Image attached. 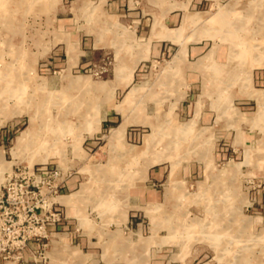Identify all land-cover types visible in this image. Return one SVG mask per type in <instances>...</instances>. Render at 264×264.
Instances as JSON below:
<instances>
[{
	"label": "rangeland",
	"instance_id": "1",
	"mask_svg": "<svg viewBox=\"0 0 264 264\" xmlns=\"http://www.w3.org/2000/svg\"><path fill=\"white\" fill-rule=\"evenodd\" d=\"M104 1L78 11V0H29V9L18 5L9 18L0 15V153L10 166L0 172V264L89 262L87 249L71 238L58 246L52 216L29 212V205L46 200L52 180L46 179L37 198L15 189L8 199L7 188L32 185L29 169L45 166L61 171L60 196L68 181L74 191L90 183L82 201L73 204L76 217L69 218L80 217L85 232L95 233L90 237L97 255L108 251L113 216L127 215L118 247L126 263L154 264L158 256L167 264L183 250L199 256L197 264H264V128L252 120L261 104L251 96L264 91V27L246 26L239 35L238 24H226L227 18L226 25H209L207 18L218 16L231 0L211 1L194 11L209 12L206 18L189 15L195 20L184 18L185 27H176L181 31L176 43L202 42L205 53L213 43L215 54L229 51L230 58L216 62L207 56L204 70L198 66L203 55H186L174 69L179 48L150 52L153 37L141 31L151 28L147 18L137 24L129 10L108 14ZM247 1L264 7V0ZM241 12L237 17L248 16ZM179 14L185 15L183 9ZM156 15L155 28L162 31L163 13ZM255 23L264 26L263 19ZM233 43L238 52L246 51L247 62L231 56ZM227 73L235 79L226 80ZM190 74L198 79L194 97L185 96ZM71 79L78 80L77 87L70 88ZM30 117L35 134L16 158V139ZM125 122L124 132L112 140ZM46 155V161L31 162ZM154 172L160 180L152 178ZM146 189L156 195L142 194ZM49 202L63 219L59 197ZM129 218L141 227L131 230ZM43 227L48 238H42ZM154 234L157 251L149 241Z\"/></svg>",
	"mask_w": 264,
	"mask_h": 264
},
{
	"label": "crops",
	"instance_id": "2",
	"mask_svg": "<svg viewBox=\"0 0 264 264\" xmlns=\"http://www.w3.org/2000/svg\"><path fill=\"white\" fill-rule=\"evenodd\" d=\"M63 1V0H62ZM81 1V7L79 6L81 11L82 8H87L89 6H91L95 0H78ZM134 0H105V5H106V10L109 13H121L122 11H127L129 10L130 15L135 18V22L137 24H140L141 22H145L146 24H151V28L149 29L148 27H142L141 31H142V36L146 37H153V40L150 44V52H155V54L159 55L160 53H162L164 50H166V47L168 45H170V48L173 47H177L179 48V54L183 51V55L186 56L188 55L189 58H193V57H200L201 55H203V58L201 60V63L198 66L203 65L204 66V70H206L208 68V66L205 63V60L210 57V60H215L217 62V59H224L225 58H230V53L229 51L227 52V55H225L224 50H221L219 52H217L215 54L216 49L213 46L212 43V48L210 50H208L205 53L206 46H202V42H195V43H187V42H183V44H177L176 42H178V36H179V32L180 31V27L176 28L179 24L180 26H184L183 24L184 22V18H186L188 15H200L203 14L204 17L206 18V16L209 14V12H204V11H200V12H194L196 10H198L199 8L202 7H207L209 6V2L211 1H215V0H181L180 2H176L175 0H161V4H157L154 3L152 0H146V2H144L143 0H141V4L139 6H134L133 3ZM160 1V0H159ZM247 0H243L241 3V0H231L229 2V4L227 5V7L225 8V10H223L222 13L218 14V16H215L213 18H207L209 21H207V19L205 21H207V23L210 25V23L214 24V21L216 22V24H221L224 25L225 24V20L227 18V22L226 24H228L230 22V20H234L235 23L233 22L234 25L238 24V27L236 29H238V31L240 32L239 35H241L242 31L247 30L246 26H249L248 29L249 31H253L254 29H258L262 26V24L260 25H256L257 23H255L256 21H262V19L264 20V7L261 8L262 10H260L259 8H256V4L253 3L252 1H247ZM132 9V10H131ZM184 11L185 15H180L179 13L182 11ZM189 12H188V10ZM246 11L245 13L248 14V16L246 15L244 18H240L237 17L238 15L240 16L241 11ZM155 11H158L157 13H155ZM191 11V12H190ZM262 11V12H261ZM230 12V16L228 18V13ZM260 12L262 13V16H260ZM143 13V14H142ZM162 14L163 13V23H160L161 29L162 31H157V29L155 28L156 21L157 20V15L156 14ZM189 13V14H187ZM225 13V14H224ZM224 14V15H223ZM232 15V16H231ZM186 16V17H185ZM222 16V17H221ZM147 18L144 19L143 21H141V18ZM262 18V19H259ZM238 19V20H237ZM223 20V22H221ZM204 21V22H205ZM229 21V22H228ZM185 23V22H184ZM195 24V23H194ZM193 24V25H194ZM225 24V25H226ZM172 28V29H171ZM174 28V29H173ZM149 30V31H148ZM177 30L174 34L173 31ZM169 33V34H168ZM165 36L166 38L162 39V36ZM206 35V34H205ZM212 33H211V37H212ZM160 37V38H157ZM209 36L208 39L211 38ZM242 38V36H241ZM239 36V39H241ZM212 39V38H211ZM212 41V40H211ZM165 44V45H164ZM236 44V43H235ZM241 44V43H240ZM152 45V47H151ZM181 45V46H180ZM184 48V50H183ZM185 52V53H184ZM214 53V54H213ZM215 55V56H214ZM208 56V57H207ZM214 56V57H212ZM247 56V55H246ZM246 56L243 57H239L237 62H247L248 60H246ZM260 59V58H259ZM254 60H258V58H255ZM187 67L188 63H185ZM227 72V71H226ZM226 80H233L235 79V75H233V73H227L224 75ZM259 80L263 78V76L258 75ZM198 79L196 75H192L190 74L188 76V84L190 86V89L187 93V91L185 92V96L188 97H194L196 91L199 88L198 85ZM261 82H264L263 80ZM192 91V94H191ZM251 96H254L253 99L257 100L260 102L261 104V110L263 109V111L259 110V114L256 113L257 115H255V117L252 120H255V127L257 128L258 126H260V128H264V91H252ZM227 111H230V109L228 108ZM229 113V112H228ZM230 114V113H229ZM108 114H105V118ZM102 117V115H101ZM229 117V116H228ZM101 121V120H100ZM241 121V119H240ZM230 125H233L230 119L229 122ZM230 125H226V130H230ZM228 126V127H227ZM230 134H226L225 138H230ZM243 135L241 134V137ZM244 137V136H243ZM1 139L4 140V137H0V141ZM250 160H248L249 162ZM159 173H153L151 174L152 178H155L156 180H160L161 174L158 175ZM72 180L66 182V184L63 187V191L60 197H69L72 196L74 194H77L78 192H80L81 188L77 191H74L75 188H72L73 186L71 185ZM155 189H150L149 191L143 190L141 191L142 194H147L148 196H150V194L156 195L154 192ZM74 191V192H73ZM79 194V193H78ZM59 197V198H60ZM83 199V197H82ZM81 199V201H82ZM79 201V203L81 202ZM58 210L61 211V213L64 214L63 216V220L61 223H58L57 225H55L54 227H52V237H55L56 239V243L59 245L60 241L62 242L66 237L67 238H71V242L72 243H77L78 248L80 249V247H83L84 249L86 248V252H87V257H88V264H130L126 263V261H123L121 255H119L120 249L118 247H120L122 241H123V231H122V225L126 224V220H127V215L124 216V218H119L118 216H113L114 219V223L113 226H111V228H113L114 230L111 231L110 236H109V244H108V251H105L104 253L102 252V254L97 255L96 254V248L94 247V242H92V238L90 236H96L94 235L95 233H93L91 230H85L81 227V218L79 217V219L77 218V222L70 220L69 215H71V218H75L76 216H73L76 214L75 212V205H65L63 204L60 199L58 202ZM127 224L129 225L130 229L133 230L134 227L136 228H140L141 224L139 222H137V219L135 218H129L127 221ZM104 225V224H103ZM81 230V231H80ZM103 230L108 231L107 228H103ZM173 232V231H172ZM93 234V235H91ZM94 238V237H93ZM150 242L154 241L153 243L156 244L153 246L154 251H157V242L159 241L156 234H154V236H152L149 239ZM153 245V244H152ZM151 246V245H150ZM95 248V249H94ZM161 248V247H159ZM153 250V249H151ZM231 256V255H230ZM198 257L197 255H190V253L185 252L182 250V253L179 254H173L170 256V261L167 264H197L198 261ZM230 260H232V257H230ZM232 263V262H231ZM154 264H165L164 263V258L162 257H156ZM246 264H249V262H246ZM251 264V263H250Z\"/></svg>",
	"mask_w": 264,
	"mask_h": 264
},
{
	"label": "bare ground",
	"instance_id": "3",
	"mask_svg": "<svg viewBox=\"0 0 264 264\" xmlns=\"http://www.w3.org/2000/svg\"><path fill=\"white\" fill-rule=\"evenodd\" d=\"M11 1L12 0H0V15L2 14V15H5V16H7L8 18L10 17V16H12V14H13V10L14 9H18L17 7H18V5H20V7L19 8H25V9H29L30 7H32L31 5L29 6V4H28V2H29V0H23L22 2H24V4L25 5H22V2H15V4H17V5H15L14 3L13 4H11ZM35 1H38V2H41V1H43V0H35ZM21 3V4H20ZM228 14L227 15H229L230 14V12H227ZM203 15V14H202ZM201 14L198 16V19L197 20H200V17L202 16ZM230 16V15H229ZM232 16V15H231ZM192 18V16L189 18V15L186 17V21H187V19L189 20V21H194L195 19H191ZM202 18V17H201ZM229 18V17H228ZM238 20V19H237ZM230 22L231 23H235V21L234 20H230ZM20 23V22H19ZM232 47L234 48V51H233V53H231V56L232 55H234V57H243V56H246V51H239L238 52V50H236L237 49V45L236 44H234L233 43V45H232ZM183 50H184V48H183ZM185 53V52H184ZM183 58H184V55H183V51L179 54V55H177V57L171 62V66L172 67H174V69H175V67H177V68H179L180 66V63H182V60H183ZM232 59H230V61H231ZM187 67V66H186ZM131 72H133V70L131 71ZM70 83H69V85H70V88H74V87H77V84H78V80L76 79H71L70 81H69ZM89 86V85H88ZM98 88H101L100 86H97ZM208 89L210 90V88L208 87ZM95 90H96V87H95ZM205 91H207V90H205ZM205 93H207V92H205ZM14 113H16V114H21V112H14ZM95 118H94V120H95V123H96V125L98 126V129H100V119L99 118H97V116L95 115L94 116ZM76 121V120H75ZM66 124V123H65ZM127 125H128V123L127 122H125V124H123L119 129H117V130H113L114 132H113V135H112V137H111V139L113 140H115V138H117L118 137V135H120V134H122L123 132H124V130H125V128L127 127ZM46 127H50L49 125L47 126V125H45ZM35 128H36V125H35V119H34V117H30V123H29V126H28V128L27 129H25L18 137H17V139H16V145H15V147H14V149H13V151H12V153H13V155L17 158L19 155H20V153L22 152V151H24V149L28 146V144H29V141L32 139V137L34 136V134H35ZM51 128H53L54 129V127H51ZM50 128V129H51ZM48 156L49 155H46V156H38V157H36V158H34V159H32V161L31 162H35V161H46L47 159L46 158H48ZM4 167H6V169H10V166H9V164H6V162L4 161V157H3V153H0V172L2 171L1 169H3ZM1 174V173H0ZM93 184V183H92ZM90 183L88 182V183H85V184H83L82 185V187H81V190H80V192H78L77 194H74V195H72V196H67V197H60L59 199H60V201L63 203V204H65V205H68V206H71V205H73V204H75V202L76 201H81V199H82V193H84V192H86V191H88L89 190V188H90ZM98 200V199H97ZM99 201V200H98ZM111 201V200H110ZM109 201V202H110ZM100 202V201H99ZM110 204V203H109ZM60 245V244H59ZM58 245V246H59ZM58 248V247H57ZM64 250V249H63ZM76 252V251H75ZM139 252V251H138ZM72 255V254H71Z\"/></svg>",
	"mask_w": 264,
	"mask_h": 264
},
{
	"label": "built area",
	"instance_id": "4",
	"mask_svg": "<svg viewBox=\"0 0 264 264\" xmlns=\"http://www.w3.org/2000/svg\"><path fill=\"white\" fill-rule=\"evenodd\" d=\"M29 175L31 178H33V184L28 186V187H19L17 184H14L13 188H7V193H8V199L10 200L11 198V193L15 189L17 191H20L23 196L29 197L30 199H34V197H38L40 194H42L40 187L41 185H45L46 179H50L53 182V185L50 186V190L46 191L47 197L46 200H42V204L40 201L36 202L35 205H29V212L34 213L37 210H42L43 214L48 213L50 216H52V224L57 225L58 223L62 222V216L61 214L57 211L54 210L53 208V203H50L54 199L60 197V192L63 186V182L65 179H63L62 173L59 169H48V167H33L32 169H29L28 171ZM21 175L24 174L20 173ZM18 177V176H17ZM13 186V184H10ZM8 201V200H7ZM50 201V205L48 206L47 203ZM11 203V201H10ZM45 215V214H44ZM13 223V221H12ZM42 238H48V230L46 227L42 228ZM51 235V234H50Z\"/></svg>",
	"mask_w": 264,
	"mask_h": 264
}]
</instances>
